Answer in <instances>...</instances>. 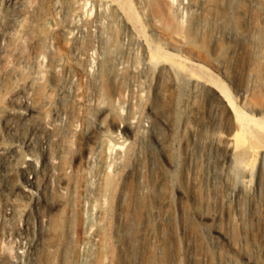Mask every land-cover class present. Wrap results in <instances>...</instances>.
I'll list each match as a JSON object with an SVG mask.
<instances>
[{"label":"bare ground","instance_id":"6f19581e","mask_svg":"<svg viewBox=\"0 0 264 264\" xmlns=\"http://www.w3.org/2000/svg\"><path fill=\"white\" fill-rule=\"evenodd\" d=\"M93 1L89 19L87 0H0V264H68L62 252L69 245L70 264L82 245L90 246L83 264H137L135 221L127 224L144 217L134 213L138 199L148 206L144 264L162 261L167 250L168 264H264V239L253 238L264 216V147L246 127L264 118V0H178L179 17L171 0H135L155 32L144 44L120 28L119 0ZM132 48L141 63L129 60ZM175 55L195 67L175 66ZM175 149L189 191L172 182ZM88 163L97 171L94 228L81 225ZM70 185L78 193L76 230L65 234L55 213L66 201L49 198ZM202 187L210 213L190 201ZM191 224L205 237L206 250L196 255ZM230 227L241 237L231 239Z\"/></svg>","mask_w":264,"mask_h":264},{"label":"rangeland","instance_id":"374dc122","mask_svg":"<svg viewBox=\"0 0 264 264\" xmlns=\"http://www.w3.org/2000/svg\"><path fill=\"white\" fill-rule=\"evenodd\" d=\"M109 4V3H108ZM119 4L121 5V9H120V11H121V13H122V18H121V27L120 28H123V27H129V29H130V34H129V41H131V42H137L138 44L139 43H141V42H143V44L145 43V40L144 39H147V40H149V41H152V42H154V40H155V32L151 29V27L148 25V23H147V17H148V13L147 12H141V10L139 9V8H137V4H136V2H135V0H119ZM171 6H172V8H173V10H174V14H175V16H183V15H185V10H184V8H183V5L182 4H179V1L178 0H171ZM96 9H97V6H96V3L93 1V0H87V2L85 3V6H84V12H85V15H86V17H88L89 19H91V18H93L94 17V14H95V12H96ZM109 9V6H107L106 7V10H108ZM132 50V54H130L129 55V60H132V59H134V60H136V61H138V62H140L141 63V60L142 59H140L141 57H142V54H141V51L140 50H137L136 48H132L131 49ZM120 53L122 54V55H124V50L123 49H121L120 50ZM126 54V53H125ZM97 55H98V52H96V50H93L92 52H91V54H90V67H91V70L93 71V70H95L96 69V67H98V59H97ZM248 57H249V55H248V51H246L244 54H242V60H241V63H243V64H241V67H239V71H243L244 70V68L245 67H243L245 64H246V60H248ZM170 60H171V62L175 65V66H178V67H188V66H190V67H195V66H193V65H190L189 64V62H191V63H195V62H192V61H189V59H185V58H183L181 55H175V56H173V57H171L170 58ZM199 71H200V73L201 74H203L204 75V77H206V78H211V79H213L214 81H218V82H222L224 85H225V87L227 88V91H228V93L232 96L233 94L231 93V91H230V89H229V86H228V84L226 83V82H223L224 80H222L221 78H220V76L218 75V74H216L215 72H213L212 70H210L209 68H207V67H205V66H201L200 65V68L198 69ZM232 101H233V106L234 107H236V102L234 101V99L232 98ZM250 124V125H249ZM246 127L248 128V129H250V130H252V129H255V133H256V135L258 136L257 138H259V139H257L258 140V142H260L261 143V145H262V147L260 146V148H263L264 147V118H261L260 120H259V122H258V124H254V123H248V125H246ZM60 133H62V131L60 132ZM129 143V141L127 140L126 141V143ZM36 151V150H35ZM171 156H172V161L173 162H175L176 163V169H177V171L175 172V174H174V176H173V179H172V182L174 183V186H177V184L178 185H180L182 188H185L187 191H189V189H188V187L186 188V186L184 185V183L182 182V180L180 179L181 178V176H180V173H179V171H180V165H181V160H180V155H179V153H178V150H174V151H172V153H171ZM36 159H39V154H38V152L36 151ZM40 160V159H39ZM67 160H69V161H67L68 162V164L69 165H67V167H66V169H68L70 166V169H71V171L73 172V169L72 168H74L71 164H70V159H68L67 158ZM36 161H38V160H36ZM85 161V160H84ZM60 161L58 160V164H60L59 163ZM67 162H66V164H67ZM257 164V160H254L253 159V161H252V165L250 166V167H252L250 170L251 171H255V165ZM69 166V167H68ZM86 169V171H88L89 170V172L88 173H90L88 176H87V180H86V182H85V184H84V187L83 188H80V190L82 191L81 192V194L82 195H84L83 197H85V198H87L88 200H87V205H85L84 207H83V209H82V212H81V218H82V223H84V224H81V225H83L82 226V228H87L89 225H93V228L95 227V223H96V220H97V212H95L96 210L94 209V207L92 208L90 205H89V199L93 196V189H94V187L96 186V182H97V178H96V175H95V173L97 172L96 171V165H94L93 164V166H91V167H89V163L88 164H86V167H85ZM235 168H237V169H240V171H241V166H239V165H236L235 166ZM70 169H68V170H66V173L68 174V171L70 170ZM179 170V171H178ZM70 171V172H71ZM69 172V173H70ZM72 173H70V175H71ZM32 175V176H31ZM31 175H29L28 176V178H30V177H33L34 175L33 174H31ZM69 175V174H68ZM69 175V176H70ZM230 175L232 176V178H236V175H235V170H233L232 169V171H231V173H230ZM181 181V182H180ZM74 187L72 188V185H70V186H68L69 188H66L67 190H65L64 189V191H63V189H57L56 187V190H55V188H53L54 190H52L53 192L51 193L52 195L50 196V198H49V203L50 202H55V200H57L56 202H58V200L59 201H63V199H61V198H64V201H66V203H64V205H62V207L58 210V212L56 211V213L55 214H59L60 215V217L64 220V222H65V226H64V231L66 230V233L65 234H67L69 231H70V229H72L73 227H74V225L76 224H74L73 222H72V220H76V218L74 219V211H72L73 210V203H76L75 201H76V198H77V195L76 194H78V193H75L76 191L75 190H77V187H75L76 185H73ZM71 187V188H70ZM203 189H201L200 191H198V192H196V193H194L193 195H191V197H190V201L192 202V203H194V207H195V209L196 210H198V211H202V212H209L210 213V211H212V207L209 205L208 206V202H206V200L208 199V197H209V192H208V190L206 189V187H202ZM205 188V189H204ZM58 190H60V191H58ZM79 190V189H78ZM57 191V192H56ZM62 191L65 193H62ZM57 193V195H56V193ZM78 192V191H77ZM62 194H64L65 196L64 197H62L63 195ZM191 194V193H190ZM61 195V196H60ZM197 195V196H196ZM196 196V197H195ZM56 198V199H55ZM54 199V200H53ZM192 199H193V201H192ZM63 201V202H64ZM172 206H174L175 204H176V199H175V197H173L172 198ZM199 201V202H198ZM97 202V201H96ZM95 202V203H96ZM139 203V204H138ZM140 203L142 204V206L140 205ZM144 203H146L144 200H142V199H138V201H137V207H135L136 208V210H135V214H136V216L137 215H144V217H140V216H138V219H135V218H137V217H135V215H134V218H132V221H130L131 223L129 224H127V227L128 228H130V227H132V229H131V237H132V239H133V235H135L134 236V238H136V240L135 239H133V241L135 242L136 241V243H135V245H136V247L138 248V250L140 251V253H139V258H138V262H137V264H144L145 262H146V258H147V252H148V246H147V239L146 238H144V236H143V231L142 230H144V227L143 226H145V224H146V219H145V217L147 218V216L145 215L146 213H145V209L148 207L147 205L145 206V204ZM201 203H203V204H201ZM66 204V205H65ZM144 204V205H143ZM195 204H197V205H195ZM199 204V205H198ZM140 208H139V207ZM143 206H144V208H143ZM200 206V207H199ZM64 207V208H63ZM63 208V209H62ZM67 208H71L70 210L69 209H67ZM144 209V211H142ZM59 211H60V213H59ZM72 211V212H71ZM141 212V213H140ZM72 213V214H71ZM145 213V214H144ZM141 219H140V218ZM134 219V220H133ZM21 220H22V216L19 214L18 216H17V220L16 221H18L19 223H21ZM137 220V221H136ZM138 220L139 221H141V222H138ZM133 221H135L136 222V224H135V222L133 223ZM112 221L111 220H109V224L110 225H112V223H111ZM140 224L139 226H138V223ZM142 222H144V223H142ZM133 223V224H132ZM74 224V225H73ZM131 224H132V226H131ZM256 224V223H255ZM86 225V226H85ZM73 226V227H72ZM77 226V225H76ZM75 226V227H76ZM85 226V227H84ZM140 226H142L143 227V229H141V227ZM134 227H135V229L137 228V234H135L136 232V230L134 229ZM138 227H140L139 229H140V231H141V233H140V231H138L139 229H138ZM66 228V229H65ZM233 227H230L228 230H229V232H233V231H235V232H233L232 234H230L229 233V236H230V238L232 239L233 238V240L237 237H241V234H240V230H236V228L237 227H234L233 229H232ZM69 231H68V230ZM235 229V230H234ZM258 229V230H257ZM73 230L75 231L76 229H74L73 228ZM133 230V231H132ZM189 234H191L192 235V238H193V245H194V247L192 248V251H193V254L194 255H196V253L197 254H200L201 252H203V251H205L206 250V246H205V237H204V231L201 229V228H199V227H196L195 228V226H193L192 224H191V226H190V228H189ZM233 230V231H232ZM253 230H254V235H253V238L255 239V240H257L258 239V241H259V239H260V241L259 242H262L263 241V239H264V216H263V214H262V216H261V220H260V222H258V225H254V228H253ZM73 231V232H74ZM236 231H237V234H236ZM135 232V233H134ZM196 232V233H195ZM259 232V233H258ZM70 233V232H69ZM133 233V234H132ZM255 233H257V234H259V235H257V234H255ZM140 237H138V236ZM237 235V236H236ZM259 237V238H258ZM144 238V241L142 240ZM145 239H146V241H145ZM140 240V241H139ZM236 240V239H235ZM138 242V243H137ZM140 244V245H139ZM145 245L147 246V247H145ZM88 247H85L84 248V245H82L81 246V250H82V252L80 253V256L78 257V259L77 260H74L75 261V263L74 264H83L84 263V261H85V258H84V250L85 251H87V250H89V249H86V248H89L90 246L89 245H87ZM66 250H64L62 253H64L66 256H68L67 257V260L69 261V262H67L68 264H70V260L69 259H71V257H69L70 256V253H71V256H72V248H70L71 246L69 245V246H67L68 247V249H67V247L66 246H63ZM64 248H62V249H64ZM205 248V249H204ZM13 250V248L11 247V248H9V251L10 250ZM141 249V250H140ZM196 249V250H195ZM71 250V251H70ZM146 251V252H145ZM168 251V250H167ZM166 251V254H164V258L162 257V256H159V258L158 259H160V260H162V261H159V262H157V264H160L161 262V264H168V258H170V251H168L167 252ZM60 252V253H61ZM67 252V253H66ZM68 252H69V254H68ZM145 252V253H144ZM62 253H61V255H62ZM65 256V257H66ZM263 256V255H262ZM69 258V259H68ZM143 258V259H142ZM144 260V261H143ZM183 261H185V263H183ZM22 262L24 263L25 262V260H24V258L22 259ZM191 263H193V264H197L198 262H196V261H193V260H187L186 258H183L182 259V264H191ZM199 264V263H198Z\"/></svg>","mask_w":264,"mask_h":264}]
</instances>
